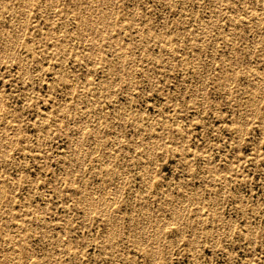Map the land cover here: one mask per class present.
Returning a JSON list of instances; mask_svg holds the SVG:
<instances>
[{"label": "rangeland", "instance_id": "374dc122", "mask_svg": "<svg viewBox=\"0 0 264 264\" xmlns=\"http://www.w3.org/2000/svg\"><path fill=\"white\" fill-rule=\"evenodd\" d=\"M263 79L264 0H0V264H264Z\"/></svg>", "mask_w": 264, "mask_h": 264}, {"label": "bare ground", "instance_id": "6f19581e", "mask_svg": "<svg viewBox=\"0 0 264 264\" xmlns=\"http://www.w3.org/2000/svg\"><path fill=\"white\" fill-rule=\"evenodd\" d=\"M51 1V0H50ZM30 2V1H29ZM31 3H32V1H31ZM31 3H30V5H31ZM89 3V2H88ZM29 4V3H28ZM112 4H113V2H112ZM93 5H94V3H93ZM29 6V5H28ZM111 11V10H110ZM256 11V10H255ZM28 14V13H27ZM106 16L104 15L103 16V19L105 18ZM27 18H28V16H27ZM246 19V18H245ZM106 22H107V19L105 18L104 20H103V24H104V27H105V24H106ZM67 23V22H66ZM114 24V23H113ZM26 26V25H25ZM13 27V26H12ZM79 28V27H78ZM15 29V28H14ZM112 31V30H111ZM76 32H78V31H76ZM97 32H101L102 33V31H101V29H96V33ZM237 32V31H236ZM20 33V32H19ZM81 33H82V31H81ZM143 33V32H142ZM64 41V40H63ZM17 43V42H16ZM67 44V43H66ZM115 44V43H114ZM25 46L27 47V48H30L31 50H33V47L30 45V44H25ZM118 46V45H117ZM65 47H66V45H65ZM55 50H57V49H55ZM57 53V52H56ZM90 56V55H89ZM125 56V55H124ZM125 58V57H124ZM184 60V59H183ZM228 61V60H227ZM226 61V62H227ZM125 62V61H124ZM128 62V61H127ZM131 62V61H130ZM232 64H234L233 62H232ZM233 66V65H232ZM192 69V68H191ZM208 69V68H207ZM130 74H132V73H130ZM255 75V74H254ZM125 76V75H124ZM233 80V79H232ZM257 80V79H256ZM255 80V81H256ZM264 80V79H263ZM258 83V82H257ZM260 84V83H259ZM262 85V84H261ZM260 86V85H259ZM108 87V86H107ZM258 87V86H257ZM255 88H256V86H255ZM254 88V89H255ZM258 89V88H257ZM262 89V88H261ZM261 92V91H260ZM253 93V92H252ZM259 95H262V94H259ZM254 97V96H253ZM255 98V97H254ZM253 100V99H252ZM1 101V100H0ZM95 102V101H94ZM94 135V134H93ZM1 136V135H0ZM101 137V136H100ZM97 138H98V136H97ZM88 140V139H87ZM97 140H99V139H97ZM99 143H100V140H99ZM7 145V144H6ZM10 146V145H9ZM150 148V147H149ZM78 150V149H77ZM150 151V150H149ZM76 153V152H75ZM77 156V155H76ZM109 157V156H108ZM77 158V157H76ZM145 159V158H144ZM152 159V158H151ZM150 159V160H151ZM142 161H143V159H142ZM75 163V162H74ZM147 164V163H146ZM118 171V170H117ZM146 171V170H145ZM106 178V177H105ZM4 181V180H3ZM2 183H4V182H2ZM146 183V182H145ZM1 184V183H0ZM5 184V183H4ZM3 184V185H4ZM4 189V188H3ZM4 190H6V188L4 189ZM0 191H2V190H0ZM3 192V191H2ZM2 194V193H1ZM4 194H6V193H4ZM10 195H11V193H10ZM180 195V194H179ZM2 196H4V195H2ZM1 196V197H2ZM93 196V195H92ZM186 198V197H185ZM1 199V198H0ZM4 199V198H3ZM2 199V200H3ZM93 199V198H92ZM96 199V198H95ZM1 200V201H2ZM166 200V199H165ZM90 202V201H89ZM105 202V201H104ZM91 203V202H90ZM105 204V203H104ZM165 209V208H164ZM186 209V208H185ZM109 210V209H108ZM151 210V209H150ZM110 211V210H109ZM118 211V210H117ZM172 211V210H171ZM111 212V211H110ZM109 212V213H110ZM138 212V211H137ZM183 213V212H182ZM106 214V213H105ZM117 214V213H116ZM171 214H173V213H171ZM111 215V214H110ZM174 215V214H173ZM183 215V214H182ZM107 216V215H106ZM163 217V216H162ZM183 217V216H182ZM177 218V217H176ZM38 219V218H37ZM41 219V218H40ZM201 220V219H200ZM173 221V220H172ZM170 222V221H169ZM132 223V222H131ZM172 223V222H171ZM208 223V222H207ZM42 224V223H41ZM165 225H166V223H165ZM171 225V224H170ZM28 226V225H27ZM112 226V225H111ZM116 226V225H115ZM162 227V226H161ZM208 227V226H207ZM113 228V227H112ZM163 228V227H162ZM205 228H206V226H205ZM209 228V227H208ZM215 228V227H214ZM111 229V228H110ZM164 229V228H163ZM207 229V228H206ZM117 231H118V228L116 229ZM210 230V229H209ZM110 231V230H109ZM112 231H114V230H112ZM159 231V230H158ZM211 231H212V226H211ZM214 231V230H213ZM23 233V232H22ZM21 233V234H22ZM109 233H111V232H109ZM168 233V232H167ZM184 233V232H183ZM205 233V232H204ZM207 234V233H206ZM23 235V234H22ZM31 235V234H30ZM140 235V234H139ZM109 236V235H108ZM157 236V235H156ZM159 236V235H158ZM184 236V235H183ZM16 237V236H15ZM24 237V236H23ZM111 237V236H110ZM155 237V236H154ZM30 238V237H29ZM113 238V237H112ZM111 239V238H110ZM112 240V239H111ZM158 240V239H157ZM27 242V241H26ZM10 243V242H9ZM69 243V242H68ZM117 243V242H116ZM158 243V242H157ZM13 244V243H12ZM66 244H67V242H66ZM70 244V243H69ZM110 244V243H109ZM8 245V244H7ZM68 245V244H67ZM113 245V244H112ZM155 246V245H154ZM16 247H17V245H16ZM69 247V249H70V245L68 246ZM115 247V246H114ZM28 248V247H27ZM31 248V247H30ZM155 248H156V246H155ZM68 249V250H69ZM19 250V249H18ZM157 250V249H156ZM161 251V250H160ZM15 252H17V250H15ZM37 254V253H36ZM18 255H20V254H18ZM160 255V254H159ZM15 256V255H14ZM4 257V256H3ZM3 257H2V259H3ZM18 257H21V256H18ZM7 259V258H6ZM21 259V258H20ZM13 260H15V257L13 258ZM18 261V260H17ZM49 261V260H48ZM18 262H20V261H18ZM10 264V263H9ZM14 264V263H13ZM32 264V263H31Z\"/></svg>", "mask_w": 264, "mask_h": 264}]
</instances>
